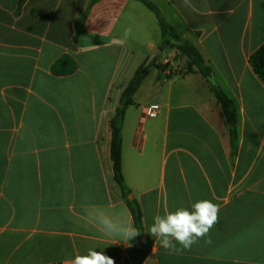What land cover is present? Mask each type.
Listing matches in <instances>:
<instances>
[{
	"label": "crops",
	"instance_id": "crops-1",
	"mask_svg": "<svg viewBox=\"0 0 264 264\" xmlns=\"http://www.w3.org/2000/svg\"><path fill=\"white\" fill-rule=\"evenodd\" d=\"M149 1L236 104V156L208 81L178 73L175 59L186 70L188 59L176 49L161 51L157 63L173 74L152 69L122 129L144 234L114 244L84 208L130 212L114 180L110 123L159 49L156 18L135 0H0V264H64L90 248L115 264H264V82L249 62L264 45V0ZM201 199L220 206L211 243L173 253L155 242L156 215Z\"/></svg>",
	"mask_w": 264,
	"mask_h": 264
},
{
	"label": "trees",
	"instance_id": "trees-1",
	"mask_svg": "<svg viewBox=\"0 0 264 264\" xmlns=\"http://www.w3.org/2000/svg\"><path fill=\"white\" fill-rule=\"evenodd\" d=\"M26 0H21V3ZM142 3L150 12H152L160 26L162 33V46L166 49H176L180 56L188 59V73L193 70L198 71L210 84L211 90L217 99L218 104L224 111L226 120L230 128L231 145L234 157L237 154L239 144L238 122L239 115L236 104L229 99L223 89L216 83L214 79H209L213 72L199 52V50L188 40H185L165 19L161 10L149 0H135ZM82 33V24H77V34ZM163 48L159 49L163 51ZM156 58L150 66L146 62L142 64L135 72L133 78L122 93L120 104L116 109V113L111 120L110 128L112 132L111 141V161L114 170V180L119 186L123 198L126 200L127 206L131 212L135 227L141 232L139 239L141 240L144 234L143 213L139 202L136 199L130 200L128 196L132 193L125 185L123 170H122V129L126 112L129 107L134 106V96L139 90L143 81L150 75L152 69L165 71L167 66H162L157 63ZM250 64L254 72L264 82V45L260 47L250 58Z\"/></svg>",
	"mask_w": 264,
	"mask_h": 264
},
{
	"label": "clouds",
	"instance_id": "clouds-1",
	"mask_svg": "<svg viewBox=\"0 0 264 264\" xmlns=\"http://www.w3.org/2000/svg\"><path fill=\"white\" fill-rule=\"evenodd\" d=\"M131 34L126 29L124 38ZM84 212L89 221L95 224L105 235L113 239L114 244L123 242L126 247L140 235L127 208L108 209L100 206H86ZM220 206L208 199H201L191 204L190 208L179 207L175 211H166L156 215L148 233L155 237V242L169 252L191 250L194 244L209 237L210 230L218 223ZM211 243L210 237L205 240ZM177 244L180 248H177ZM64 264H115L112 257L103 251L88 249L86 254H76L66 259Z\"/></svg>",
	"mask_w": 264,
	"mask_h": 264
},
{
	"label": "rangeland",
	"instance_id": "rangeland-1",
	"mask_svg": "<svg viewBox=\"0 0 264 264\" xmlns=\"http://www.w3.org/2000/svg\"><path fill=\"white\" fill-rule=\"evenodd\" d=\"M158 7V6H157ZM159 8V7H158ZM160 9V8H159ZM161 10V9H160ZM162 12V10H161ZM163 13V12H162ZM164 15V14H163ZM165 17V16H164ZM153 18H156L155 15H153ZM166 19V18H165ZM167 20V19H166ZM156 24L158 26V30H159V33H158V36H159V44H158V47L160 48H163L162 46V33H161V29H160V26L157 22V19H156ZM166 48H163V53L161 54L160 57H165L167 55V52H166ZM152 53V51L150 52V54ZM159 57V56H158ZM157 57V58H158ZM177 61V68H178V73H181L183 74V70H186V67L182 66V64L179 62L178 58L175 59ZM155 72V70H153Z\"/></svg>",
	"mask_w": 264,
	"mask_h": 264
},
{
	"label": "built area",
	"instance_id": "built-area-1",
	"mask_svg": "<svg viewBox=\"0 0 264 264\" xmlns=\"http://www.w3.org/2000/svg\"><path fill=\"white\" fill-rule=\"evenodd\" d=\"M167 64H165L166 66ZM165 73H167V75H171L173 74V70L170 69V68H166L165 70ZM183 75H187L188 74V71L187 70H183ZM158 110H159V106H152L150 108L147 109L146 111V115L149 117V118H156L157 115H158Z\"/></svg>",
	"mask_w": 264,
	"mask_h": 264
},
{
	"label": "water",
	"instance_id": "water-1",
	"mask_svg": "<svg viewBox=\"0 0 264 264\" xmlns=\"http://www.w3.org/2000/svg\"><path fill=\"white\" fill-rule=\"evenodd\" d=\"M162 52H161V50L160 49H158V48H155V49H153L152 50V53H151V55H150V57H149V59L147 60V62H146V65L147 66H150L151 65V63L161 54ZM210 78H212L211 76H210ZM133 198V195L131 194L130 196H129V199H132Z\"/></svg>",
	"mask_w": 264,
	"mask_h": 264
}]
</instances>
